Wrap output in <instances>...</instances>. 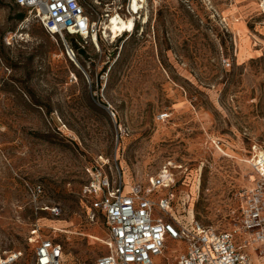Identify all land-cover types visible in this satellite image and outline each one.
<instances>
[{"label":"rangeland","instance_id":"rangeland-1","mask_svg":"<svg viewBox=\"0 0 264 264\" xmlns=\"http://www.w3.org/2000/svg\"><path fill=\"white\" fill-rule=\"evenodd\" d=\"M80 1L99 32L84 47L0 0V249L34 264L37 231L66 264L106 256V219L82 196L100 162L145 185L168 169L174 216L235 232L264 264L237 213L264 155L263 0ZM116 16L133 29L107 32ZM182 249L166 242L155 264Z\"/></svg>","mask_w":264,"mask_h":264},{"label":"built area","instance_id":"built-area-1","mask_svg":"<svg viewBox=\"0 0 264 264\" xmlns=\"http://www.w3.org/2000/svg\"><path fill=\"white\" fill-rule=\"evenodd\" d=\"M12 1L52 37L60 36L63 41L65 36L74 38L84 47L98 36L97 23L80 0ZM262 6L264 9V0ZM105 167V163H96L82 189L90 209L104 216L109 230V252L93 264H155L154 258L163 255L168 241L184 246L172 264H252L249 255L238 246L235 232L204 227L192 216L179 219L173 215L174 196L170 191L175 181L168 169L145 185L127 183L121 172L117 179L110 177ZM252 171L258 179L239 194L237 213L240 229L254 250L264 253V155L252 162ZM41 192V186L35 188V194ZM50 213L61 216L58 207L50 209ZM30 243L35 246L34 264L67 263L62 246L42 239L37 231ZM21 257V253L0 249V264H17Z\"/></svg>","mask_w":264,"mask_h":264},{"label":"bare ground","instance_id":"bare-ground-1","mask_svg":"<svg viewBox=\"0 0 264 264\" xmlns=\"http://www.w3.org/2000/svg\"><path fill=\"white\" fill-rule=\"evenodd\" d=\"M140 1L141 0H131V6L137 7ZM133 26H134L133 21H125L121 17L116 16V17H113L111 19V21H109L108 24H106V28L105 29L107 30V32H111L112 35H116L118 32H126V31L130 32L133 29ZM94 40L96 41V37L95 36H94ZM246 163H248V162H246ZM129 182L130 181H128L127 183H129ZM127 187L129 188V185ZM126 190L128 191L129 189L126 188ZM49 224L52 225V224H54V222H50ZM59 224H60V222L57 221L56 227L64 228V227H61V225H59Z\"/></svg>","mask_w":264,"mask_h":264},{"label":"trees","instance_id":"trees-1","mask_svg":"<svg viewBox=\"0 0 264 264\" xmlns=\"http://www.w3.org/2000/svg\"><path fill=\"white\" fill-rule=\"evenodd\" d=\"M24 17H25V16H24L23 14H19L18 17H17V19H18V20H23ZM71 39H72V38H71ZM77 50H78V52L81 51V49H78V48H77Z\"/></svg>","mask_w":264,"mask_h":264}]
</instances>
